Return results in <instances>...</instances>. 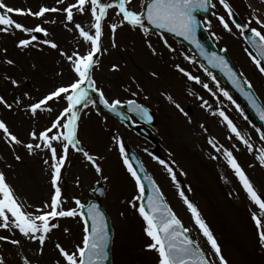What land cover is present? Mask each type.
Segmentation results:
<instances>
[{"label":"rangeland","instance_id":"1","mask_svg":"<svg viewBox=\"0 0 264 264\" xmlns=\"http://www.w3.org/2000/svg\"><path fill=\"white\" fill-rule=\"evenodd\" d=\"M6 2L14 8L30 7L34 11L41 5L58 6L55 0H6ZM67 2L68 0H65V3ZM140 2L141 0H135L137 10ZM229 2L243 23L247 22L252 11V8L248 7L249 4L264 13L261 0ZM211 3L216 5L212 8L213 13L226 15L219 0H211ZM50 16L55 18L57 14L53 13ZM15 18L28 26L39 23L30 16ZM89 20L90 14H75V21H82L86 30L90 26ZM118 20L115 9H112L103 22L102 44L106 51L100 53V63L95 68L93 76L97 87L102 89L110 100L136 99L154 112L156 121L153 137L157 141V146L142 141L114 119L101 113L94 105H89L81 112L79 138L82 146L98 159L104 177L108 178L104 181L106 188L104 208L114 229L113 264L158 262V254L147 248L151 241L144 231L146 225L137 207L133 206L139 205V201L135 199L138 191L123 164L115 143L116 137L128 143L140 157L145 169L161 189L166 203L183 225L191 230V237L200 241V246L205 252L209 251L206 240L193 223L191 213L180 198L176 184L172 182L159 160H164L173 168L177 183L198 208L228 264H264V247L259 243L258 230L252 220V213L258 212V209L248 199L222 154L217 153L208 143L209 139H213L218 147L223 146L232 150L257 191L264 195V167L255 159L256 150L264 147V141L259 139L257 127L251 125L245 116L241 115L236 104L222 95L221 85L219 84L217 88V81H213L193 55L177 42L168 38L175 49L169 51L157 36L152 35L151 41L157 48V54L153 55L147 47L143 33L124 25L117 30L115 36L117 47H112L109 25ZM210 24L211 27H207L204 23V27L211 35L215 46L228 51L238 72L243 74L242 78L251 82L264 104V74L260 73L250 58L249 50L242 42L239 31L234 26L231 33L225 31L216 15H213ZM252 26L258 27L254 22ZM45 27L50 29L49 39L55 40L63 50L71 51L80 39L78 33L74 36L67 31L59 19L57 23ZM22 36L23 34L19 32L14 35L0 33V95L5 96L10 103L13 102V97H19L23 93H29L35 100L53 87L67 83L71 78L67 62L56 50L43 44L24 50L17 48L18 38ZM86 49L87 45H83L82 50ZM186 56L193 57L195 62H189L185 59ZM8 58L13 59L15 64L4 63ZM176 64L199 76L202 81L209 84L216 95L213 96L201 85L187 80L175 69ZM113 65H119L118 70H113ZM61 72L63 76L59 75ZM153 73L158 75L154 76ZM5 75L20 81V86L11 85L9 81L3 79ZM129 86L139 95L132 96L131 92L126 90ZM190 92L196 95H190ZM168 96L180 104L184 112L177 109L175 104L167 99ZM197 97H203L212 108L201 107L202 101ZM24 99L27 102V97ZM216 110H223L241 133L247 135L253 144V152L250 153L234 136L229 139L231 133L222 119L211 114ZM49 118V114L43 113L38 121H33L25 115L22 108H16L14 105L13 110L9 111L0 105V119L5 120L21 139H28L27 133L31 126L39 128L46 126ZM17 154L22 160L15 159ZM44 158H46L44 153L29 155L23 146H12L0 139V171L6 173L8 182L26 206L40 205L52 194L48 168L43 164ZM98 179V174L83 155L74 150L70 151L61 182L62 195L66 201L64 207H74V198L84 203L91 199L90 191ZM58 223L59 227L53 230L51 239L46 241L42 256L36 251V243L23 237L18 230L0 228V235L21 241L19 245L0 241V258L5 260V264H24L25 258L30 264H52L58 256L55 243L59 242L70 249L83 235V225L79 217L59 218ZM65 228L71 232L65 233Z\"/></svg>","mask_w":264,"mask_h":264},{"label":"snow or ice","instance_id":"2","mask_svg":"<svg viewBox=\"0 0 264 264\" xmlns=\"http://www.w3.org/2000/svg\"><path fill=\"white\" fill-rule=\"evenodd\" d=\"M55 4L58 6L41 5L34 11L30 7L27 9L14 8L6 0H0V33L6 35H14L16 32L22 33L23 36L18 38V43L16 44V47L21 50L29 47H39L41 44L47 45L49 48L56 50L59 56L67 62L71 72V78L67 83H61L53 87L35 100L31 98L29 93H23L19 97H13V102L10 103L5 96L0 95V105L9 111L13 110L14 105L16 108H22L30 120L38 121L41 114H49L50 118L47 125L43 128L31 126L27 133L28 139L26 140L21 139L17 133L11 130L5 120L0 119V139L5 140L12 146H23L29 155L44 153L46 158L43 159V164L47 165L53 190L49 199L42 204L26 206L18 198L15 189L8 182L6 173L0 171V228L18 230V233L23 237L36 243V251L42 256L46 241L51 239L53 230L59 227L58 219L79 217L83 225L81 240L70 249L59 242L55 243L54 247L58 256L52 264H105L109 259V236L104 213L95 203L86 204L78 198H74V207H64L66 201L62 195L61 182L63 169L69 159L70 151L73 150L81 153L97 174L102 175L103 172L98 159L84 149L79 138L81 109L89 107L90 104H96V101L90 96V91L98 94L99 103L109 112L125 119H131L128 114H134L143 120H152L149 110L138 103L136 99L121 100L115 98L110 100L106 97L105 92L96 85L93 72L100 63L98 54L106 51V49H103L102 44L104 35L103 22L110 10L115 9V15L119 17L118 22H113L109 25L112 47H117L115 36L117 30L124 25L134 30H140L143 33L147 41V47L153 55L157 54V48L151 41L152 35L157 36L169 51H175V49L169 43L167 34L182 37L183 40L194 45L213 68H219L225 72L232 85L244 95L257 111L261 121H264V107L257 103L254 93L245 90V85L248 90L252 89L251 82L247 79L241 82L224 56L216 53L207 54L197 39V30L201 24L197 13L207 12L210 7L215 8L216 5L212 4L211 0H141L139 10H137L135 0H68L67 3H65V0H55ZM219 4L223 7L226 15L216 13H213V15H216L219 24L225 31L231 33L233 26L239 31L252 49V51H249L250 58L260 73L264 74V13L249 4L248 7L252 8L249 13V19L246 23L241 24L233 18L236 13L229 0H219ZM261 4L264 5V0H261ZM53 13L57 14L55 18L50 16ZM76 13L81 15L90 14L88 30L83 26L82 21H75ZM16 16H30L38 20L39 23L28 26L21 20L16 19ZM58 19L67 31L74 36L76 33L79 35L80 39L77 41L76 47L71 51L61 49L55 40L49 39L50 29L45 27V25L55 24ZM253 22L258 27H253ZM205 23L207 27H211L210 22L205 21ZM148 26H151V28ZM212 35L215 36V33ZM83 45H87L86 50H82ZM6 51L5 49V53ZM222 51H226V49ZM185 59L192 63L195 62L193 57L186 56ZM4 63L14 65L15 61L8 58L4 60ZM112 67L113 70H118L119 65H113ZM175 69L187 80L201 85L213 96L216 95L209 87V84L202 81L199 76L193 75L180 64H176ZM204 71L213 81L216 80V77L208 69H204ZM59 75L63 76V73L61 72ZM153 75L158 74L153 73ZM241 75L243 74L241 73ZM3 79L9 81L15 87L20 86V81L10 75H5ZM217 88H219L218 82ZM126 90L131 92L132 96L139 95L138 92L132 91L131 86ZM220 92L233 104L236 103L228 91L220 89ZM189 94L196 95L194 92ZM25 97H27V102H25ZM197 98L202 101L201 107L212 108L203 97ZM167 99L175 104L177 109L184 112L181 105L176 103L171 96H168ZM54 105L58 107H54ZM123 107H126V113L119 111ZM236 107L243 115L240 106L236 104ZM211 114L222 119L229 133H231L229 139L234 136L250 153L253 152V144L250 139L246 134L241 133L237 125L223 110L212 111ZM245 119H247V116H245ZM256 131L259 134V139L264 141V131L260 128H257ZM114 139L123 159V164L135 182V187L138 191L135 199L140 201V203L138 206H133L137 207L139 215L145 222L144 231L151 241V243L147 244V248L158 254L157 264H228L222 254L219 243L202 218L198 208L185 195V192L177 183L176 173L173 168L164 160L158 161L168 172L172 182L176 184L180 198L191 213L193 223L206 240L208 252L201 248L199 240L191 237V230L183 225L176 213L165 202L164 195L156 182L147 173L141 177L140 172L144 171L143 166L139 165V170L134 167L126 152L124 141L118 137ZM208 143L217 153L222 154L225 163L239 180L248 199L257 207L258 212L254 211L252 213V220L258 230L259 243L264 247V195L257 191L244 169L238 163L232 150L223 146L218 147L217 142L213 139H209ZM233 147L236 146L233 145ZM256 152L255 159L261 167H264V147L256 150ZM213 158L216 159L217 157ZM15 159L20 161L22 157L17 154ZM132 159H135V157ZM153 159H156V157H153ZM103 178L105 180L108 179L107 177ZM144 181H148L150 186L147 196H145L146 185ZM29 208L32 210H28ZM53 221L57 222L53 223ZM64 231L65 233L71 232L68 228H65ZM0 241L12 245L21 243L19 239L7 235H0ZM0 264H5V260L0 258ZM24 264H30L27 258H25Z\"/></svg>","mask_w":264,"mask_h":264},{"label":"water","instance_id":"3","mask_svg":"<svg viewBox=\"0 0 264 264\" xmlns=\"http://www.w3.org/2000/svg\"><path fill=\"white\" fill-rule=\"evenodd\" d=\"M199 15H204L206 19H209L210 17V8L207 12H199L197 13V16L199 17ZM236 20V19H235ZM237 21V20H236ZM238 22V21H237ZM239 23V22H238ZM149 28H151V26H148ZM170 35L171 37H173L174 39H177L178 41H180L181 43H183L187 48L191 49V51L196 55V57L199 59V61L201 62V64H203L211 73L212 75H214L215 77H217L223 84L224 87H226L230 93L232 94L233 98L235 100H237L239 102V104L241 105L243 111L245 113L248 114V110H250V112L254 115V117L256 118L257 122L259 123L260 126H262L264 128V121H261L259 119V115L257 113V111L252 107V105L248 102V100L244 97V95H242L231 83V81L228 79L227 75L225 74V72H223L221 69L219 68H213L207 61V59L204 58V56H202L199 52V50H197L195 48L194 45L190 44L188 41H185L183 40L182 37H176V36H173L172 34H168ZM202 37L204 39V44H201L203 46V48L205 49L206 53L207 54H212V53H216L217 55H220V56H224L225 59L228 61L229 63V66L232 68V70L234 71L228 57L226 56V52L225 51H222L220 53H218L216 51V49L214 48V46H212L211 42L209 41V39L205 36V34L203 33L201 27L198 28L197 30V39L199 40V37ZM245 39V38H244ZM246 41V40H245ZM235 72V71H234ZM238 78V77H237ZM245 90L246 91H251L252 90H248L247 89V86H245ZM253 93V92H252ZM255 96V95H254ZM255 99L257 101V103L261 106V104L259 103V101L257 100L256 96H255ZM96 102H97V106L98 108H100L101 110L115 116L116 118H118L119 120H121L122 122H124L129 128H132V129H136L135 126L132 125V123L128 120V119H125L123 118L122 116H118L117 114L115 113H112V112H109L107 109H105L103 107L102 104L99 103V97L96 96ZM262 107V106H261ZM122 110H125L127 111L126 107H123L121 109H119V111L122 113ZM137 117V116H136ZM138 119H140L141 121H144L146 122L147 124L149 125H152L153 122L152 121H146V120H143L141 118L138 117ZM141 134H143L146 138L149 139V131L148 130H141L140 131ZM127 153L129 155V158L132 160V163L134 165V167H137V169L139 170V165H140V162L138 161V159L134 156V154H132V152L127 148ZM133 157H135V159H132ZM145 174V172H140V175L141 177H143ZM145 185H146V193H145V196H147L149 194V191H150V186L148 184V181H144ZM93 194V198H95L93 201L89 202V203H95L99 209L104 213V216H105V222H106V225H107V229H108V236H109V247H108V253H109V259L108 261L105 262V264H111L110 262V245H111V239H112V230L110 229V222H109V219L108 217L106 216L105 212H104V209L102 207V201L104 199V188L102 187L101 184H98L96 186V189L95 191L92 192ZM146 202V200H145Z\"/></svg>","mask_w":264,"mask_h":264}]
</instances>
